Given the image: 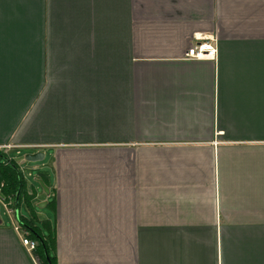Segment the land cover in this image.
<instances>
[{
    "label": "crops",
    "instance_id": "obj_1",
    "mask_svg": "<svg viewBox=\"0 0 264 264\" xmlns=\"http://www.w3.org/2000/svg\"><path fill=\"white\" fill-rule=\"evenodd\" d=\"M5 144L50 160L0 264L30 226L59 264H264V0H0Z\"/></svg>",
    "mask_w": 264,
    "mask_h": 264
},
{
    "label": "trees",
    "instance_id": "obj_2",
    "mask_svg": "<svg viewBox=\"0 0 264 264\" xmlns=\"http://www.w3.org/2000/svg\"><path fill=\"white\" fill-rule=\"evenodd\" d=\"M1 156L2 159H6L7 161L5 164H2L0 161V184L3 183L2 196L5 202H12V207L17 209L20 207L22 200L25 199L27 204L32 207L35 192L31 191L29 193L27 191L26 182L24 176L19 171L18 164L9 160L6 154H2ZM36 227L30 226V236L38 243L35 250L36 255L40 258L42 264H59L54 254V231H47L45 233L41 227Z\"/></svg>",
    "mask_w": 264,
    "mask_h": 264
},
{
    "label": "rangeland",
    "instance_id": "obj_3",
    "mask_svg": "<svg viewBox=\"0 0 264 264\" xmlns=\"http://www.w3.org/2000/svg\"><path fill=\"white\" fill-rule=\"evenodd\" d=\"M6 145V144H5ZM14 144H8L7 146H9L7 149H6V154L11 152L9 155V157L14 160V162H16V164L19 163V168H20V173L22 175H24L25 179L29 182H33L34 184H36V182L34 181L35 180V176L37 174V171H36V168L34 167L35 164H45L47 163L49 160H50V156H46L45 160H42L40 162H29V161H26L25 160V155L27 153H30V149H25V150H19L16 148V150H14L13 147H15V145L13 146ZM0 146H3V145H0ZM9 158V160H10ZM2 164H5L7 163L6 160H2L1 161ZM43 194V193H42ZM3 201H5V199H3ZM41 203H44V202H34L33 201V206H34V210L35 211H39L42 213V215H45L46 212H49V207L48 206H40ZM21 214L26 217L28 220H30L31 222H33L32 224H34V220L33 218H31V216H33V214H29L27 213V210L30 211L27 206L24 205V202L22 201L21 203ZM0 219L3 221V222H6V223H9L10 222V219H9V214L7 212V208L2 204L0 203ZM27 237H29L31 239V236H30V231H26V234ZM23 235V236H25ZM37 242V241H36ZM24 246V245H23ZM26 248V247H25ZM26 251L30 254L31 252H29L26 248ZM32 254V257H33V262L34 264H42V261L40 260V258L36 255V252L34 251Z\"/></svg>",
    "mask_w": 264,
    "mask_h": 264
},
{
    "label": "built area",
    "instance_id": "obj_4",
    "mask_svg": "<svg viewBox=\"0 0 264 264\" xmlns=\"http://www.w3.org/2000/svg\"><path fill=\"white\" fill-rule=\"evenodd\" d=\"M195 39H196L195 42L192 44V46L189 48V50L186 53L187 58L206 59V58L216 57V53H217L216 45L209 44L206 42H201V40L199 38H195ZM8 147L9 146H7V145L0 146V161L3 160L1 158L2 157L1 155L6 154V149ZM4 160H6V159H4ZM2 187H3V183L0 184V200L2 201V203L7 208L8 213L12 214V213H14V208L12 207V202L6 203L5 201H3L4 198L2 196ZM22 244L31 253H33L38 246V243L35 240H33L32 238L30 239L29 237H27V235L22 236Z\"/></svg>",
    "mask_w": 264,
    "mask_h": 264
},
{
    "label": "water",
    "instance_id": "obj_5",
    "mask_svg": "<svg viewBox=\"0 0 264 264\" xmlns=\"http://www.w3.org/2000/svg\"><path fill=\"white\" fill-rule=\"evenodd\" d=\"M44 159V154L42 152L37 153H30L25 155V160L29 162H40ZM41 186L44 188L46 193H49L48 188L42 183V181H39ZM46 203L40 204V206H44Z\"/></svg>",
    "mask_w": 264,
    "mask_h": 264
},
{
    "label": "bare ground",
    "instance_id": "obj_6",
    "mask_svg": "<svg viewBox=\"0 0 264 264\" xmlns=\"http://www.w3.org/2000/svg\"><path fill=\"white\" fill-rule=\"evenodd\" d=\"M215 58V57H214ZM209 59H213V58H209Z\"/></svg>",
    "mask_w": 264,
    "mask_h": 264
}]
</instances>
